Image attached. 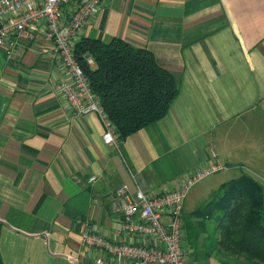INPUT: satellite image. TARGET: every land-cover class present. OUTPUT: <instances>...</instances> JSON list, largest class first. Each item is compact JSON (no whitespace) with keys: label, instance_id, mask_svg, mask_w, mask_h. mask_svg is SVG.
<instances>
[{"label":"crops","instance_id":"crops-1","mask_svg":"<svg viewBox=\"0 0 264 264\" xmlns=\"http://www.w3.org/2000/svg\"><path fill=\"white\" fill-rule=\"evenodd\" d=\"M29 33L10 55L0 46L2 264H95L81 233L114 238L110 202L119 186L134 190L131 174L155 194L217 163L224 181L248 174L264 196V0L102 1L74 41L144 46L179 89L164 117L118 147L104 142L96 113L76 114L55 89L68 75L48 56L43 25Z\"/></svg>","mask_w":264,"mask_h":264},{"label":"trees","instance_id":"trees-1","mask_svg":"<svg viewBox=\"0 0 264 264\" xmlns=\"http://www.w3.org/2000/svg\"><path fill=\"white\" fill-rule=\"evenodd\" d=\"M73 49L119 144L168 113L178 84L148 48L120 37L82 36ZM184 210L185 252L189 249L195 263L264 264V196L252 176L224 181L202 204Z\"/></svg>","mask_w":264,"mask_h":264},{"label":"built area","instance_id":"built-area-1","mask_svg":"<svg viewBox=\"0 0 264 264\" xmlns=\"http://www.w3.org/2000/svg\"><path fill=\"white\" fill-rule=\"evenodd\" d=\"M102 1L0 0V15L9 14L0 24V46L7 43L10 55L19 37H28L31 28L42 24L44 38L50 44L48 56L59 59L68 75L55 89L76 114L96 113L104 127V142L118 147L115 128L92 92L73 49L75 35L98 13ZM70 2L74 7L66 19L63 7ZM86 61L93 64L91 57ZM223 168L216 163L191 171L175 190L155 194L146 193L131 174L134 190L123 184L116 188L110 202L112 212L120 214L114 238L87 227L81 233L83 246L93 252L95 264H187L182 221L185 200L198 181ZM94 179L92 176L89 180Z\"/></svg>","mask_w":264,"mask_h":264},{"label":"rangeland","instance_id":"rangeland-1","mask_svg":"<svg viewBox=\"0 0 264 264\" xmlns=\"http://www.w3.org/2000/svg\"><path fill=\"white\" fill-rule=\"evenodd\" d=\"M225 173H226L225 169H222L215 173L209 174L206 177H204L202 180L198 181L190 189L188 193V196L184 204V209H185L184 211L189 212L192 209L199 206L200 204H202L204 201H206L207 198L209 197V194L213 191L212 189H214V187H216L219 182L228 179L227 176L223 175ZM185 254H186L185 258H187V260L191 262L193 260L192 259L193 257L190 255L189 249L186 250ZM196 264H203V263H200L198 260Z\"/></svg>","mask_w":264,"mask_h":264}]
</instances>
